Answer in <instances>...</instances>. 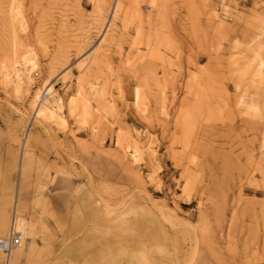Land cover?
Masks as SVG:
<instances>
[{
    "label": "rangeland",
    "instance_id": "374dc122",
    "mask_svg": "<svg viewBox=\"0 0 264 264\" xmlns=\"http://www.w3.org/2000/svg\"><path fill=\"white\" fill-rule=\"evenodd\" d=\"M150 1L0 0V61L37 57L19 93L0 74L14 264H264V0Z\"/></svg>",
    "mask_w": 264,
    "mask_h": 264
},
{
    "label": "bare ground",
    "instance_id": "6f19581e",
    "mask_svg": "<svg viewBox=\"0 0 264 264\" xmlns=\"http://www.w3.org/2000/svg\"><path fill=\"white\" fill-rule=\"evenodd\" d=\"M11 3H10V6H11ZM119 3H120L119 0H114L112 16H114L118 13V4ZM150 3L152 6L155 7L157 0H151ZM12 4H14V2ZM10 9H11L10 22H12V24L16 23L17 25L20 23L19 27L22 29L23 26H22L21 22H23V21H22V18L20 16L21 14L19 13L18 8H10ZM16 40L17 39L13 37L11 59L9 61L8 60L6 61L4 59L5 60L4 62L0 61L1 62L0 63V74L2 76L3 82L5 84L11 86L12 90L15 93H19L23 89V86H25L24 84H27L29 81H31V75H32L33 71L37 69V57H36V54L34 53V51L32 49L27 48V47L26 48L23 47V49H25V50L21 51V49H19L21 44H18L19 42H17ZM43 90H44L43 93L37 91V92H35V94L33 96L32 102H33V107L35 109V112L37 111L40 114H42L46 118V121H50V120L56 118L57 120H59V122L63 123L64 121L62 120L63 118L60 114L59 104L56 102H53L54 100L48 101V97H50V95L52 94L51 85L48 83L47 85H45V89H43ZM135 97H136V99H138V97H139V90L138 89L135 90ZM23 156H24V152L21 156L22 160H23ZM22 160H21L20 165L18 166L19 172H21V170L23 169L22 168V163H23ZM14 197L15 198H13V199H15V200L13 201L14 205L12 206V213L10 215L9 226H10L13 215L21 216V211L24 208V206H23L24 204H22V202L18 199V198L21 199V197H19L17 195V193ZM1 223H3V221L0 222V224ZM2 225H4V224H2ZM2 225H1V228H2ZM9 226L7 229H9ZM3 230H4V228L2 229V231ZM19 247L20 246L12 249L9 252V254H7V255H5L3 253V255H4V261L3 262H5V264H14L13 263L14 258H15L14 251H15V249H17ZM0 253H2V252L0 251Z\"/></svg>",
    "mask_w": 264,
    "mask_h": 264
},
{
    "label": "built area",
    "instance_id": "2783aa9c",
    "mask_svg": "<svg viewBox=\"0 0 264 264\" xmlns=\"http://www.w3.org/2000/svg\"><path fill=\"white\" fill-rule=\"evenodd\" d=\"M38 75H34L37 77ZM23 218L21 216L13 215L9 229L4 238L0 239V251L5 255L20 246L24 238V227L22 225Z\"/></svg>",
    "mask_w": 264,
    "mask_h": 264
}]
</instances>
